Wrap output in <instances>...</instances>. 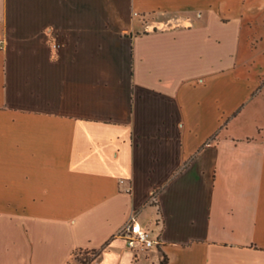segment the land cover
<instances>
[{"label": "crops", "instance_id": "obj_1", "mask_svg": "<svg viewBox=\"0 0 264 264\" xmlns=\"http://www.w3.org/2000/svg\"><path fill=\"white\" fill-rule=\"evenodd\" d=\"M0 42V264H264V0H0Z\"/></svg>", "mask_w": 264, "mask_h": 264}, {"label": "built area", "instance_id": "obj_2", "mask_svg": "<svg viewBox=\"0 0 264 264\" xmlns=\"http://www.w3.org/2000/svg\"><path fill=\"white\" fill-rule=\"evenodd\" d=\"M1 45L0 42V48ZM117 235L124 241L128 250L136 253L146 252L157 244L152 232L137 224L133 216L126 220Z\"/></svg>", "mask_w": 264, "mask_h": 264}, {"label": "rangeland", "instance_id": "obj_3", "mask_svg": "<svg viewBox=\"0 0 264 264\" xmlns=\"http://www.w3.org/2000/svg\"><path fill=\"white\" fill-rule=\"evenodd\" d=\"M243 58L242 59H254L255 63H258V66L264 68V58L258 54H252L250 49L246 48L243 50ZM91 255H87L86 253H76L74 255L75 262L74 264H89L91 260Z\"/></svg>", "mask_w": 264, "mask_h": 264}, {"label": "trees", "instance_id": "obj_4", "mask_svg": "<svg viewBox=\"0 0 264 264\" xmlns=\"http://www.w3.org/2000/svg\"><path fill=\"white\" fill-rule=\"evenodd\" d=\"M161 264H165V261H164V260H162Z\"/></svg>", "mask_w": 264, "mask_h": 264}]
</instances>
